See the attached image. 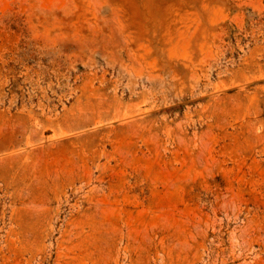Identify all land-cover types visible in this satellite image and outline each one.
<instances>
[{
	"label": "rangeland",
	"instance_id": "374dc122",
	"mask_svg": "<svg viewBox=\"0 0 264 264\" xmlns=\"http://www.w3.org/2000/svg\"><path fill=\"white\" fill-rule=\"evenodd\" d=\"M0 264H264V0H0Z\"/></svg>",
	"mask_w": 264,
	"mask_h": 264
}]
</instances>
